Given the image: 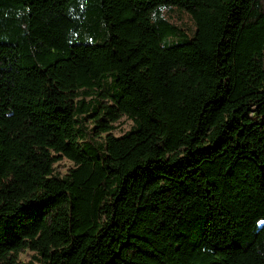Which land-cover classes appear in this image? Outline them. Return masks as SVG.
Returning a JSON list of instances; mask_svg holds the SVG:
<instances>
[{"label":"trees","instance_id":"16d2710c","mask_svg":"<svg viewBox=\"0 0 264 264\" xmlns=\"http://www.w3.org/2000/svg\"><path fill=\"white\" fill-rule=\"evenodd\" d=\"M24 249L264 264V0H0V264Z\"/></svg>","mask_w":264,"mask_h":264},{"label":"rangeland","instance_id":"374dc122","mask_svg":"<svg viewBox=\"0 0 264 264\" xmlns=\"http://www.w3.org/2000/svg\"><path fill=\"white\" fill-rule=\"evenodd\" d=\"M171 18L174 19V22L178 25L180 24V29L184 30L182 33H186V35L190 36L195 28L194 22L190 16L189 13H187L184 10L175 9L171 13ZM89 97L86 99L88 100ZM103 103H108L106 100L103 101ZM87 125L92 124V115H89L86 118ZM132 120L128 119L125 116L120 117L117 121H115L113 125V129L110 131L112 135L118 136L123 134L124 132L128 131L130 127L132 126ZM105 133L100 134V137H104ZM73 166L72 162L68 161L67 159H61L58 162L55 163L54 169L55 172L59 173L60 175H63L68 172V170ZM32 254L33 252L24 249L21 251L18 255V264H24L30 260H32Z\"/></svg>","mask_w":264,"mask_h":264}]
</instances>
